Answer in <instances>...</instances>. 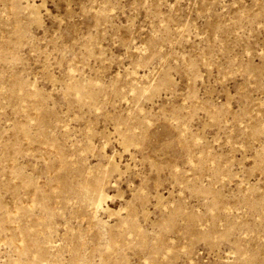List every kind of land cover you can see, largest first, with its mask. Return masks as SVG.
Here are the masks:
<instances>
[{"label": "rangeland", "instance_id": "rangeland-1", "mask_svg": "<svg viewBox=\"0 0 264 264\" xmlns=\"http://www.w3.org/2000/svg\"><path fill=\"white\" fill-rule=\"evenodd\" d=\"M0 264H264V0H0Z\"/></svg>", "mask_w": 264, "mask_h": 264}]
</instances>
